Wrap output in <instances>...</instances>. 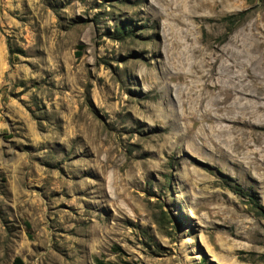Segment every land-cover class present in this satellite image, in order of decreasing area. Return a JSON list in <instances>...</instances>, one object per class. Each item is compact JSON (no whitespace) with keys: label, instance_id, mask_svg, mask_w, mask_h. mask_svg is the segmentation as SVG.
I'll return each mask as SVG.
<instances>
[{"label":"rangeland","instance_id":"1","mask_svg":"<svg viewBox=\"0 0 264 264\" xmlns=\"http://www.w3.org/2000/svg\"><path fill=\"white\" fill-rule=\"evenodd\" d=\"M222 64L264 83V0H0V264H264Z\"/></svg>","mask_w":264,"mask_h":264},{"label":"bare ground","instance_id":"2","mask_svg":"<svg viewBox=\"0 0 264 264\" xmlns=\"http://www.w3.org/2000/svg\"><path fill=\"white\" fill-rule=\"evenodd\" d=\"M241 67H243V66H241ZM230 70H232V69H230ZM237 70H239V69H237ZM247 70H248L247 68L244 69V67H243V71H242V69L238 73L232 71L233 73H230V75H229L228 66L223 65V64H222V66H219L217 69V73H218L217 75L219 76L218 78H220L222 80H220L221 82H218L220 85L218 87V96H215V94H214L215 97L213 96L214 98L212 99V105L215 106L214 108H217V111L218 110L220 112L223 111V113H225V115H226V113L227 114L228 113L237 114L236 112L240 110V111L244 112V114L247 115L248 117L256 118V122L254 124L264 126V103L260 102L261 100H264V95L261 96V92H264V83H262L258 80H254L253 83H251V84L250 83H243V80H244L243 72L247 73ZM204 72H206V71H204ZM235 76H237V78H238L236 81L237 83L233 87H232V85L226 86L225 83L223 82V80H225V82H232L233 79L235 78ZM205 77H206V75H205ZM250 85H251V88L253 89V93L247 94L246 90L250 88ZM207 106H209V105H207ZM223 113H222V115H223ZM209 114H210V112L208 113L207 116H210ZM225 115H223V116H225ZM245 115H244V117H245ZM201 116H203V115H201ZM204 116H206V115H204ZM212 116H214V114ZM242 116H243V114H242ZM214 117H213V120H214ZM232 117H233V115H232ZM219 118H221V117H219ZM210 119L211 118H209L207 120H210ZM233 119H235V118H233ZM221 120H223V118ZM214 121H217V120H214ZM214 121H212V122H214ZM224 121H225V119H224ZM228 122L230 123L231 121H228ZM199 130H201V128ZM214 130H216V129H214Z\"/></svg>","mask_w":264,"mask_h":264},{"label":"trees","instance_id":"3","mask_svg":"<svg viewBox=\"0 0 264 264\" xmlns=\"http://www.w3.org/2000/svg\"><path fill=\"white\" fill-rule=\"evenodd\" d=\"M260 2H262V0H260ZM247 12H248V11H245V12L241 13L240 15H246ZM14 264H21V263H20V261L17 259V260L15 261ZM95 264H110V263H107V262H104V261H102V260L96 259V260H95ZM203 264H205V263H203Z\"/></svg>","mask_w":264,"mask_h":264}]
</instances>
